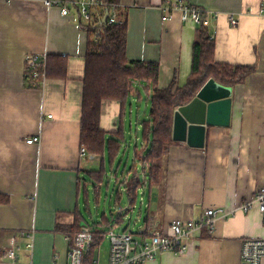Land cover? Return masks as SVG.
Listing matches in <instances>:
<instances>
[{
	"label": "crops",
	"instance_id": "obj_1",
	"mask_svg": "<svg viewBox=\"0 0 264 264\" xmlns=\"http://www.w3.org/2000/svg\"><path fill=\"white\" fill-rule=\"evenodd\" d=\"M165 1L119 0L128 8L126 54L130 61L158 63L161 89L174 78L182 88L191 73L198 24L183 20L178 11L164 20ZM168 1L175 5L183 0ZM185 2L217 14L208 17L217 63L257 66V71L231 88V125L208 128L204 149L177 142L169 150L159 185L149 187L145 174L138 175V194L147 204L136 232L142 237L153 230L171 236L174 220L197 218L208 209H236L264 187V0ZM231 14H244L236 28ZM87 44L88 33L80 27L76 10L63 16L44 0H0V258L15 240L19 264H69L67 236L56 228L73 224L75 211L82 213L81 199L87 208L91 191L96 201L101 194L83 178L100 170L103 156H80ZM30 55L66 57L67 79L47 78L42 88H28ZM147 87L138 85L124 111L119 101L103 103L101 129L107 138L122 131L125 146H130L129 138L136 147L147 146L142 141V122L151 111ZM143 94L148 102L144 117L138 107L134 117ZM37 137L39 143H27ZM134 166L139 174L142 166L135 153ZM106 185L105 180L102 189ZM83 188L89 190L87 201ZM117 190L121 194L115 210L107 214L105 208L97 222L103 215L112 220L115 211L129 214L126 189ZM121 225L115 227L117 233L132 232L119 229ZM261 238L264 216L253 208L220 220L213 233L204 230L186 254L164 252L145 264H243V242Z\"/></svg>",
	"mask_w": 264,
	"mask_h": 264
},
{
	"label": "trees",
	"instance_id": "obj_2",
	"mask_svg": "<svg viewBox=\"0 0 264 264\" xmlns=\"http://www.w3.org/2000/svg\"><path fill=\"white\" fill-rule=\"evenodd\" d=\"M106 1L121 4L119 0ZM112 15L117 19L114 24L103 21L102 11L94 13L90 22H83L78 14L80 27L88 33L80 144L87 153L103 156L100 170L86 172L83 180L93 187L96 195H99L105 183L106 163L108 162L110 168H114L125 141L122 131L110 138L102 131L101 109L104 102L119 101L124 111L135 92H139L138 85L148 86L146 92L152 93L150 117L142 122V141L147 146L134 147L135 158L141 164L142 173L151 187L161 183L169 150L177 144L172 137L177 109L189 105L211 80L224 87L234 88L245 83L247 78L257 71V66H234L216 62V42L209 28V15H202L196 31L192 69L186 85L182 88L177 87L174 78L167 88L161 89L158 84L160 74L158 63L130 61L127 58L128 8L118 7L114 12L111 11ZM47 60L48 79H67L66 57L48 56ZM25 79L28 88H42L38 80L32 77L27 64ZM138 175L134 173L124 185L129 212L137 207L140 200L138 190L142 184ZM88 193V189H82L86 201ZM117 194L120 196L121 191L117 190ZM115 212L111 215L112 220L103 215L102 220L104 219L105 223L101 220L89 224L81 211L76 210L73 224L58 225L56 230L74 239L82 231V225L86 223L92 229L93 241L84 264H96L99 246L106 240L110 230H115L126 217L125 213L120 216L119 212H116L118 215L115 217Z\"/></svg>",
	"mask_w": 264,
	"mask_h": 264
},
{
	"label": "built area",
	"instance_id": "obj_3",
	"mask_svg": "<svg viewBox=\"0 0 264 264\" xmlns=\"http://www.w3.org/2000/svg\"><path fill=\"white\" fill-rule=\"evenodd\" d=\"M47 8L58 7L63 16H69L72 10L81 16L83 22H90L93 14L102 11L108 12L107 20L110 24L116 23V16H111L118 7H124L121 4L109 3L106 0H44ZM167 13L164 20L168 19V14L178 11L182 14L183 20H192L196 24L201 23L202 15L216 16L214 12L198 6H190L184 1L175 5L167 0L161 8ZM244 14L235 16L229 15L231 25L238 27L240 19ZM103 16V19H104ZM27 67L32 73V77L38 80V84L43 86L47 80L48 60L47 56L30 55L27 57ZM52 118V116H48ZM44 119V118H43ZM40 138L28 140V144L39 143ZM82 159L88 158L89 154L83 147L80 154ZM253 208H258L264 216V187L260 188L255 197L236 209L214 208L204 211L199 217H190L187 219H176L171 224L172 235L167 236L163 233L153 230L147 236L142 237L133 232L119 234L111 229L108 238L110 240L109 264H145L148 261L155 260L160 254L170 252L178 256L186 254L193 242L200 236L204 230L214 232L217 223L220 220H226L235 216L239 212H248ZM69 243V264H84V260L89 252L93 241L92 229L88 226L82 228V231L74 238L67 237ZM243 264H263L264 263V238L248 239L243 242L242 248ZM0 264H19L17 255V244L15 240L10 242L9 249L0 258ZM29 264H34L30 262ZM97 264V263H96Z\"/></svg>",
	"mask_w": 264,
	"mask_h": 264
},
{
	"label": "water",
	"instance_id": "obj_4",
	"mask_svg": "<svg viewBox=\"0 0 264 264\" xmlns=\"http://www.w3.org/2000/svg\"><path fill=\"white\" fill-rule=\"evenodd\" d=\"M108 12L103 21L106 22ZM232 89L209 81L197 97L174 115L173 140L190 148L204 149L208 128L231 125Z\"/></svg>",
	"mask_w": 264,
	"mask_h": 264
},
{
	"label": "rangeland",
	"instance_id": "obj_5",
	"mask_svg": "<svg viewBox=\"0 0 264 264\" xmlns=\"http://www.w3.org/2000/svg\"><path fill=\"white\" fill-rule=\"evenodd\" d=\"M143 99L144 100L142 101V103L135 105L134 117H136L138 113L137 107L141 109L139 114H141L144 117L143 113L146 109V104L148 103L146 96L144 94H143ZM128 142L129 143L131 142V144H129L130 146L128 145L123 146L124 149L121 155L119 156L118 163L114 166V168H110L108 162L106 163L107 175L105 180L107 185L105 186V188L102 189L101 194L98 197V200L96 201L93 191H91L90 201L87 208L85 201L83 200V198L81 199L82 213L85 215L86 220L90 224L96 223L97 221L100 220V217L104 213L105 208L107 210V214L110 213L111 208L115 210L114 206L117 203V196H118L117 189H119V187L124 189V185L128 183V181L133 177V174L135 173L132 170V168L135 167L134 166L135 146L132 144L130 138L128 139ZM138 170L140 171L139 177L140 178L143 177L141 168H139ZM122 175H124V177H122ZM124 200L126 201L125 196H124ZM146 212H147L146 202L139 200L137 207L133 209L132 212H129V214L126 215L127 218L119 229L121 228L125 229L129 227L132 232L137 234L136 232H138V229L143 224V220L146 216ZM110 248H111L110 240L107 237L106 240L99 246L96 252L97 264H109Z\"/></svg>",
	"mask_w": 264,
	"mask_h": 264
}]
</instances>
